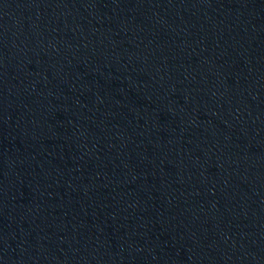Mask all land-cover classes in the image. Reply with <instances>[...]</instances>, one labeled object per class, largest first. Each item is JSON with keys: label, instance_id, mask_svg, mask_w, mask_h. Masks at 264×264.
I'll return each mask as SVG.
<instances>
[{"label": "water", "instance_id": "1", "mask_svg": "<svg viewBox=\"0 0 264 264\" xmlns=\"http://www.w3.org/2000/svg\"><path fill=\"white\" fill-rule=\"evenodd\" d=\"M0 264H264V0H0Z\"/></svg>", "mask_w": 264, "mask_h": 264}]
</instances>
